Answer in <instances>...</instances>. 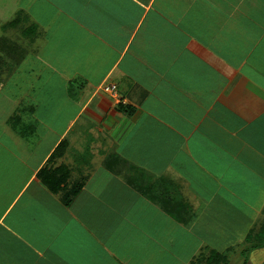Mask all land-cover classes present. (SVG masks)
I'll use <instances>...</instances> for the list:
<instances>
[{
	"label": "crops",
	"instance_id": "obj_1",
	"mask_svg": "<svg viewBox=\"0 0 264 264\" xmlns=\"http://www.w3.org/2000/svg\"><path fill=\"white\" fill-rule=\"evenodd\" d=\"M6 5L0 56L16 39L7 29L36 33L4 96L24 111L0 123V264H147L126 240L159 247L180 229L160 204L208 232L223 209L263 212L264 0ZM43 100L54 105L38 117ZM42 170L62 178L57 190Z\"/></svg>",
	"mask_w": 264,
	"mask_h": 264
},
{
	"label": "rangeland",
	"instance_id": "obj_2",
	"mask_svg": "<svg viewBox=\"0 0 264 264\" xmlns=\"http://www.w3.org/2000/svg\"><path fill=\"white\" fill-rule=\"evenodd\" d=\"M6 6H7L6 0H0L1 11H4L3 7ZM20 17L21 15H16V18H14V20L18 19L19 21ZM42 17H44L43 14ZM19 23L17 22L16 25ZM29 25H30V29L28 30V34H21V36L19 34V32L21 31L19 30L20 27L23 26L22 23L19 24V26H17L15 30H13V28H9L6 31V34L10 35L8 37L12 38L11 40H13L14 38L16 39L12 43H10L9 41V43L11 44L10 48L7 50V52L3 53V56L2 54L0 56V61L4 60L3 62L8 64L7 75L9 73L11 74L13 73V77L7 81V86H6V80H7L6 74H3L5 73V71L1 72L6 68V66H4L5 64L2 63L0 64V85L3 84L0 90V123L1 120H4V117L8 111L9 112L11 110H15L14 112L24 111V110H20L21 108L18 109L17 107L19 106H17V104H16L17 107L16 106L14 107L13 103L11 101L6 100L8 98L4 96L7 95L14 96L17 95L18 93L17 86L15 87V84H17V80L22 79V71L20 70L18 71L16 69H13L15 67L13 68L11 67L16 66L17 60L20 59L22 56L24 57V51L21 48L22 43L26 41L31 34L36 33L35 28H32L33 24L31 23ZM3 31L4 30L0 27V35L4 33ZM10 68L12 70H10ZM42 78L43 76L41 75V79ZM33 80H37V78L34 77ZM27 82L28 81H26V83ZM55 84H56L55 88L57 91V95L59 97L60 94L59 91L62 90V85L59 86V83H55ZM40 89L43 90L41 86ZM42 98H43L42 96H39L40 101ZM47 102L48 100H43L38 105L39 106V108L37 109L39 110L37 114L38 117H43L47 109L54 105L53 103H47ZM47 143L48 142L44 143L42 146H46ZM222 211H225L224 214H218L217 212L216 214L212 215L213 220L211 227H209V229L211 230L209 232L203 230L202 231L195 230L191 228V226L180 224L179 230H170L169 234H167V238L166 236L163 237V239L159 238L160 241L159 247H157L155 243L152 244L144 243L143 240L144 236H139L138 238H134V235H132L131 233H129L130 235L126 240V242L128 243L129 247L134 246V243H137L138 245L137 250L140 252L142 247L146 249L147 260H148L147 264H149V261H151L150 264H156L158 261L160 262L161 259L162 260L169 259V261L171 262L173 258L179 259V262L175 264H189L192 261L199 262L200 260H202V258L205 259L209 255V251L211 249H216L218 252L224 253L226 255V260H228L227 264H241L242 262L244 263L246 262V264H263L264 254H261L260 250L264 251V238L262 240H258L257 238L256 241H253L254 243L260 241L263 242V244L260 245L261 248H258L257 251L255 252L253 251L251 254H249L248 247L253 242L249 244L246 243L245 241L243 243H240L239 239L241 238L242 235L249 233L247 227H249L248 225L250 223L253 224L251 225L250 231L252 233H257V232H258L257 234L260 233L262 227H264V209L262 210L263 212L258 211L257 214H253V215H247V214L235 215L233 212H231L228 209H223ZM241 226L244 227L240 229ZM262 237L263 236H261L260 238ZM151 249L153 250L151 251ZM256 260L258 262H256ZM247 261L249 263H247ZM161 264H167V262L166 263L161 262Z\"/></svg>",
	"mask_w": 264,
	"mask_h": 264
},
{
	"label": "trees",
	"instance_id": "obj_3",
	"mask_svg": "<svg viewBox=\"0 0 264 264\" xmlns=\"http://www.w3.org/2000/svg\"><path fill=\"white\" fill-rule=\"evenodd\" d=\"M18 22V19H15V20H12V22H10V26L14 25L15 23ZM117 110H122L124 112H126L127 114H131L132 113V108L130 107H124L122 105H118L117 106ZM62 144V142L60 143V145ZM58 145V146H60ZM63 176H66V173L63 172ZM51 178L52 181H49ZM64 179V177H63ZM62 181V178L61 180L56 178L55 179V176H53L52 174H49L48 176L46 174L43 173V170H42V183L44 185H46L50 190L52 191H55L58 189L60 183ZM160 207L162 208V210L166 213H168L172 218H174L176 221L180 222L181 224L183 225H187L193 215L187 211L186 214H184L183 212L186 211V208L184 206L181 207L180 209V214L175 212V210L169 208L168 206H165L163 204H160ZM258 233V232H257ZM257 233H252L251 231L247 234L246 236V239H245V242L246 243H251L253 241H256V239L258 238V240H262L264 238V227H262V230L260 231L259 234ZM261 236H263L262 238H260ZM263 242H256V243H251L250 246L248 247V250L249 252L252 251V250H256L258 248H261L260 245H262ZM228 263V260H226V255L224 253H221V252H218L216 250H213L211 249L209 251V255L204 259L202 258V260H200L199 262H190L189 264H227ZM264 264V263H263Z\"/></svg>",
	"mask_w": 264,
	"mask_h": 264
},
{
	"label": "built area",
	"instance_id": "obj_4",
	"mask_svg": "<svg viewBox=\"0 0 264 264\" xmlns=\"http://www.w3.org/2000/svg\"><path fill=\"white\" fill-rule=\"evenodd\" d=\"M106 91L113 93L115 91V86L114 85H110L108 87L105 88Z\"/></svg>",
	"mask_w": 264,
	"mask_h": 264
}]
</instances>
